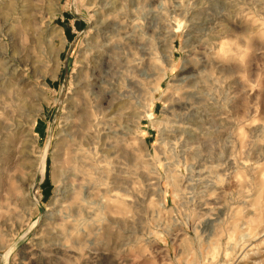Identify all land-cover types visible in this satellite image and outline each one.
Returning <instances> with one entry per match:
<instances>
[{
	"label": "rangeland",
	"instance_id": "374dc122",
	"mask_svg": "<svg viewBox=\"0 0 264 264\" xmlns=\"http://www.w3.org/2000/svg\"><path fill=\"white\" fill-rule=\"evenodd\" d=\"M3 58L0 264H264V0H0Z\"/></svg>",
	"mask_w": 264,
	"mask_h": 264
},
{
	"label": "bare ground",
	"instance_id": "6f19581e",
	"mask_svg": "<svg viewBox=\"0 0 264 264\" xmlns=\"http://www.w3.org/2000/svg\"><path fill=\"white\" fill-rule=\"evenodd\" d=\"M19 13V12H18ZM22 13V12H21ZM24 19V18H23ZM50 30H52L51 28H50ZM94 48V47H93ZM103 48V50H101L102 52H100L99 54H97L96 53V55H95V57H94V60L92 61V63L94 64V66L97 68L98 66H100V71H103L104 69H105V67H107V66H109L111 63H112V61L114 60L113 58H112V56H110V54H109V52H111L112 50H111V47H109V45H106L105 44V46H103L102 47ZM111 50V51H110ZM113 52V51H112ZM3 61H2V68H1V71H2V75L0 76V83H1V87L2 88H4V89H9V87L12 85V87L15 85L14 84V80H15V76H16V69L14 68L16 65L13 63L14 62V60L12 59V60H9L8 58H3L2 59ZM1 61V60H0ZM98 65V66H97ZM13 70V71H12ZM26 71V70H25ZM94 73V72H93ZM129 81V80H128ZM84 83H85V81H83V80H81L80 81V83H79V86H82V85H84ZM130 83V82H129ZM98 83H96V84H94V86L96 87V85H97ZM98 88H99V86H98ZM11 89V88H10ZM9 89V90H10ZM13 89H15V87H13L12 88V90ZM2 90V89H1ZM9 90H8V92H9ZM1 92V91H0ZM7 91L4 93V91H3V93H4V96L3 95H1L0 94V96H3V97H5L7 94L6 93H8ZM11 92V91H10ZM9 92V93H10ZM9 93H8V95H9ZM18 93H19V91H18ZM17 93V94H18ZM6 94V95H5ZM12 94H13V91H12ZM21 94V93H20ZM7 95V97H9ZM117 97H116V96ZM21 96H23V95H21ZM2 97V98H3ZM7 97L5 98V99H7ZM116 97V98H115ZM121 97V96H120ZM2 98H1V101H2ZM9 99H10V97H9ZM8 99V100H9ZM116 99H119V97H118V95L116 94V92L113 90V89H108L107 91H103L102 92V95H101V103H102V105H104V104H107V106H110L109 108L110 109H114L115 108V110L117 111H120V104H117L116 103ZM7 100V101H8ZM120 100V99H119ZM115 101V102H114ZM118 101V100H117ZM121 101V100H120ZM5 103V102H4ZM4 103H2L1 102V104H4ZM9 103V102H8ZM7 103V104H8ZM28 103V102H27ZM119 103H121V102H119ZM6 103H5V105H4V107L5 108H3L4 109V111L6 112V113H9V110L8 109H10V108H8L9 107V105H8V107L6 106L7 105ZM13 104V103H12ZM22 104V103H21ZM120 105V106H119ZM123 105V104H122ZM12 106V105H11ZM30 106V105H29ZM15 107V106H14ZM13 107V108H14ZM122 107L123 106H121V109H122ZM12 108V107H11ZM12 110V109H11ZM21 111V110H20ZM76 112H78L79 113V115L77 116V119L79 120V121H81L84 125L86 124L87 126H93V125H95V124H97L98 122L95 120L96 119V117H93V115H91L92 113L90 112V115L89 114H87L86 112H85V110H84V108L81 106V107H78V109L76 110ZM90 117V118H89ZM92 117V118H91ZM108 119V118H107ZM111 122V120H109V123ZM107 124H108V122H106ZM105 123V124H106ZM101 124V123H100ZM36 124H34L33 125V128H34V126H35ZM74 126V125H73ZM20 128V127H19ZM18 128V129H19ZM33 128L31 127V130L30 131H32L33 132ZM97 130V129H96ZM170 130L171 131H173V132H179V131H187V133L189 132V133H194V131L193 130H189V129H187V128H185V127H182V126H172V127H170ZM100 131V130H99ZM106 131H108V130H106ZM102 132V131H101ZM113 133H115V132H113ZM68 135V134H67ZM66 135V136H67ZM107 135H109V134H107ZM106 135V136H107ZM118 135V134H117ZM94 137V136H93ZM109 137H113V136H110L109 135ZM106 138V137H105ZM103 139H104V137H103ZM72 142V141H71ZM48 146V145H47ZM2 147V146H1ZM107 147H109V146H107ZM107 149V148H106ZM4 149H2V151H0L1 152V154L4 152L3 151ZM46 150V149H45ZM77 150V149H76ZM108 151V150H107ZM107 151H106V153H107ZM86 152V151H85ZM103 152V151H102ZM5 153V152H4ZM73 153V151L71 150V148H70V146H69V144H66V146H65V155H66V157L68 158V161H69V159H70V155ZM106 153H105V156H106ZM112 153V152H111ZM85 154V153H84ZM113 154V153H112ZM111 154V155H112ZM113 156V155H112ZM109 158V157H108ZM77 159V158H76ZM79 159V158H78ZM46 160H47V150L43 153V156L40 158V159H38V160H36L35 161V171H36V173L38 174V175H40L42 178H44L45 177V175H46ZM79 160H81V159H79ZM82 162V161H81ZM84 165H86V164H84ZM89 167V166H88ZM92 168V167H91ZM92 169H95V168H92ZM98 169V168H97ZM72 170H73V168H72ZM75 170V169H74ZM77 170V169H76ZM96 170V169H95ZM98 171V170H97ZM79 172H81V171H79ZM57 173V172H56ZM56 173L54 172V178H56ZM70 173V172H69ZM67 176V175H66ZM73 176H74V173H73ZM71 177V176H70ZM58 178H59V176H58ZM57 178V179H58ZM67 179H65V181H66ZM69 180V179H68ZM56 182H58L57 180H56ZM65 184V183H64ZM72 185V184H71ZM73 188V187H72ZM2 189H3V186H0V192L2 191ZM66 189V188H65ZM86 189H87V187H86ZM90 189V188H89ZM60 191V190H59ZM64 192V191H63ZM57 192H55V194H56ZM60 193V192H59ZM2 194L0 193V196H1ZM67 197V196H66ZM70 199V198H69ZM62 200H63V198H62ZM57 201V200H56ZM3 204H1L0 205V208H2V209H5L3 206H2ZM76 208V207H75ZM84 209V208H83ZM71 210V209H70ZM4 212H3V210H1L0 211V215H2ZM59 213V212H58ZM65 214V213H64Z\"/></svg>",
	"mask_w": 264,
	"mask_h": 264
}]
</instances>
